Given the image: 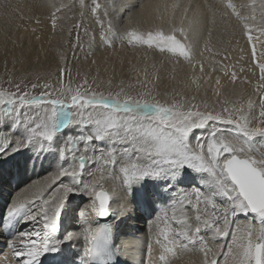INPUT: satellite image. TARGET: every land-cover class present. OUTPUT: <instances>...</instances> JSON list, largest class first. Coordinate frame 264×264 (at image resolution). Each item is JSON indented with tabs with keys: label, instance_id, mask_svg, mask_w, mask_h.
I'll use <instances>...</instances> for the list:
<instances>
[{
	"label": "snow or ice",
	"instance_id": "6c2138e0",
	"mask_svg": "<svg viewBox=\"0 0 264 264\" xmlns=\"http://www.w3.org/2000/svg\"><path fill=\"white\" fill-rule=\"evenodd\" d=\"M79 4L76 28L84 27L90 13L96 26L92 31L99 30L101 44L111 47L119 40L158 51L177 64H191L203 40L202 59L197 61L201 72L207 59L213 72L233 84L238 73L234 66L215 59L223 50H213L212 33L218 23L227 28L235 17L252 47L259 76L254 85L247 75L241 79L253 89L247 99L241 91L235 99L226 96L219 110H208L204 104L203 111L190 103H161L151 91L133 95L123 82L112 91L111 79L107 94L97 77L89 83L85 76L73 87L66 67L38 76V82L30 84L37 95L27 90L28 83L13 84L9 79V88L0 87V155L6 158L32 149L30 163L59 162L51 183H60L50 192L41 189L34 199L13 200L5 209L0 235L11 258L0 251V264L13 260L14 264H94L96 258L102 264H118V248L109 244L111 225L92 227L86 218L88 209L89 214L111 216L119 223L131 218L130 209L151 216L158 256H153L150 243L149 264H175L193 253L196 258L189 264H264V60L257 61L253 43V33H258L257 40L264 36V5L258 22L254 5H241L252 9L251 15H242L232 0L205 3L203 11L191 17L190 4L153 0L130 15L121 30L117 0L90 4L79 0ZM37 6L49 10L55 29L57 13L66 5L40 0ZM140 18L151 25L146 31L134 26ZM84 31L87 34L89 29ZM60 58L64 59L62 54ZM192 83L197 89L201 86L196 80ZM220 83L217 76L216 84ZM216 94H221L219 89ZM64 177L68 182L61 180ZM104 179L120 181L124 200L115 211L110 209L113 197L101 183ZM77 195L91 200L79 211V217H85L83 233L70 230L76 219L70 198ZM64 218L68 227H62ZM81 235L82 251L72 257L70 250Z\"/></svg>",
	"mask_w": 264,
	"mask_h": 264
},
{
	"label": "rangeland",
	"instance_id": "374dc122",
	"mask_svg": "<svg viewBox=\"0 0 264 264\" xmlns=\"http://www.w3.org/2000/svg\"><path fill=\"white\" fill-rule=\"evenodd\" d=\"M22 1H25V0H15V1L13 0L12 3L14 4L15 2L19 4ZM36 1L40 2V0H34V2ZM233 1L234 0H232V2ZM98 2H102V0H98ZM213 2L211 4H213ZM90 3H91V0H85V4H90ZM236 3H237L238 10L241 12L242 15L252 14V9L250 7H240L241 5H253L251 0H236ZM64 5H66V7H62L61 12L57 13V17L59 16L60 20L62 18H63L62 20H64V15H63L64 10H68V9H69L68 11L75 10L74 12L75 15H72L69 18V21L72 22L70 37L68 38L69 40H67L69 42L66 43V47H65L66 49H63L65 53H63V51L61 50L62 53L64 54L63 56L64 64L58 67H66L67 69H70L73 87L76 86L77 82H82L85 76H87L89 83L92 82L93 77H97L99 81L104 82V86L102 87L101 90L104 91L105 94H107V92L109 91V88L107 86V81L111 79L113 81V85L111 88L112 91H118L119 87L121 86V82H123V87L125 88V90L130 91L131 94L133 95H135L137 92L151 91L152 96H155L157 99H159L161 103H164L167 101L170 104L174 101V99H178L179 102L181 103H190L193 105H200L201 111L204 110L203 108L204 104L208 105V110H212L213 108L219 110L222 106L220 102L226 96L231 97L232 99H235L236 98L235 94L242 91L244 93V98L247 99V96L252 94V91H253L252 86H249L248 84H241V79L243 78V76L248 75L250 71L256 72L255 74H257V76L252 81L254 85L259 76V70L258 68H255L252 62V56H251L252 47L249 44L247 37L244 35L241 24L235 19V17L231 18V24L227 28L223 24L220 25L219 23L213 29V33H212L213 50L214 51H216L217 49L223 50L221 51V55L216 56L215 59L221 60L223 63L226 64L227 59H224L225 56H227L229 59V56L232 53H234V51L237 54H241L245 52L246 50H248L249 52L248 54L249 59H248V62L247 61L244 62L242 60L243 63L242 61L235 62L236 59L233 61V64L231 66L235 67V70L237 71L239 78L235 84L230 82L229 79L228 81H226L227 83L225 82L226 84L221 83L220 84L221 86L219 88L221 94L217 96L214 85H216V77L222 74L219 72H213L212 69L209 67V63L207 59L204 60V71L203 72H201L200 65L197 63V61L202 59L199 55V52L203 49V40H201L199 44L197 45L195 59L192 61L191 64H189L186 61H181V63L177 64L175 63L174 60L170 59L166 55L160 54L158 51H154L153 49H148L142 46H136V47L128 46L126 43L121 44L119 40H115L111 47L104 45V47L101 48L102 52L101 51L100 52L99 51L89 52L87 50H90L91 48L89 49H86V47L84 48L83 47L84 44L82 41H83V37L85 36L84 28L89 29V31L87 32L89 33L88 35H91L93 33L92 28L90 27L91 25L88 23L90 21H93V18H91L92 17L91 14L89 13L87 15V17L89 16L88 19H91V20H88L87 18H85L83 20L84 27L81 29H77L76 24L80 21L79 1H77V4L73 5L72 7L69 6L68 4H64ZM258 5L260 6H258L257 9L255 10L257 12V14L255 13V15L257 17V21L259 22L261 19V11H262V5H264V0H262V2L259 1ZM23 7H26V6H23ZM134 9L130 10L129 8V12L124 14L123 16L124 18L121 17L123 20V23L120 25L121 30H123L127 26L128 17L135 12ZM47 17H46L47 21L46 19H44L43 23L41 21L42 19L39 20L33 17H31V20L26 18L25 19L26 21L25 20L24 21L25 22L31 21L34 25L36 26L39 25L40 26L39 29H41V27L44 26V24H46L44 21L50 24L51 15ZM134 26L139 27L141 30L146 31L151 25L149 23L148 24L145 23L143 18H140L139 24L134 25ZM257 35L258 33H253V36H254L253 43H255L256 45V52H257L256 59L257 61H262L264 60V57L261 56V53H264V36H260L259 40H257L255 38ZM93 36L95 37L97 36V40L95 41H96V44L100 46L101 43H100L98 29L96 31V35L92 34L90 36L91 37L90 41L94 40ZM77 37L79 39H77ZM62 38H64V36H62ZM74 45H76V47H74ZM0 47H1V44H0ZM18 47H19L18 45L15 47L16 50L15 52L13 51V56H11V54L8 51L6 52L5 50H3V52L0 51L1 52L0 53V87H3L5 89L9 88L10 87L8 84L9 79L13 81V84L23 81L29 84V87L27 90L32 92L33 95H36L38 94V91L32 90L30 87V84L38 82L37 81L38 76L41 78L46 77L49 74V71L45 75L44 73H42V70L39 69L40 67H36V66H33V64L29 65V64L22 62L23 57H21L22 54L18 52ZM245 48L247 49L245 50ZM104 49H107V50H104ZM124 49L125 51H128V53L132 54L131 58H130L131 55L128 56L127 59H125V57L124 58L121 57L122 55L121 51H124ZM104 53L105 55L111 53L112 55H114V57L115 56L120 57L122 58V60L129 59L130 61L127 63L129 66L126 67L127 65L126 62L124 63L119 62V65H118V62L115 63L113 60L114 66L112 65L111 71L110 70L106 71V68L103 69V67L100 65L103 62L102 60L105 58L103 57ZM209 56H210L209 53H205V57H209ZM19 57H21L20 60H19ZM99 57L101 58V60H98ZM81 65L87 69V74H85L86 72L83 73L81 71H78V70H81L80 69ZM58 67L55 68L54 70H50V73H57ZM242 67L246 69V72L241 73L239 71V69ZM123 68L125 69L123 70ZM189 70L198 72L196 73L197 75H195L196 76L195 80L198 84L201 85L199 89H197L195 84L193 83L190 85V87L188 86L187 82H188V79L190 78ZM107 72H109V76L107 75L108 74ZM205 77L208 78L207 82H205ZM51 79L53 82H55L57 77L53 75ZM68 81H69V76L66 73L64 77V83L67 84ZM39 82L43 83L44 80L41 79ZM192 97H195V99L193 100ZM149 99H151V97H149ZM253 99L257 100L258 102L259 97L256 95H253ZM256 112L258 113V108L256 109ZM61 133H63V131H61ZM29 151H31V149ZM3 158L5 157L1 155L0 160H3ZM24 159H27V158H24ZM13 162L15 163V161ZM43 163H40V167ZM58 166H59V162L54 164V161H53L52 167H54L55 170L54 169L49 170V172L51 173L45 179H43L44 182L52 180L53 174L57 170ZM29 167H30V164H29ZM97 176H99V174H97ZM33 195L35 197L36 193ZM10 196H11V193L9 194V197ZM30 198H32V196ZM117 201L119 202L118 199ZM117 205H118L117 207L119 208L120 204H117ZM81 208H82V205H80V207H78V209L76 210H78L79 212ZM137 214H138V218H137V221L134 222V226H138L140 224L139 219L141 215L139 213ZM255 225L256 223L254 224V226ZM151 227L152 226H150L148 229H150ZM139 238L140 237H138L137 239ZM155 238H156V235H155ZM223 242L225 243V241ZM209 244L210 246H212L211 241H209ZM139 256L140 257L142 256V252H140ZM194 256L196 258L195 253H193L190 257H185L183 260L176 261L175 264H189L190 260H194Z\"/></svg>",
	"mask_w": 264,
	"mask_h": 264
},
{
	"label": "bare ground",
	"instance_id": "6f19581e",
	"mask_svg": "<svg viewBox=\"0 0 264 264\" xmlns=\"http://www.w3.org/2000/svg\"><path fill=\"white\" fill-rule=\"evenodd\" d=\"M213 1L214 0H180V2L185 6H187L189 4L191 5V10L189 12V16H192L198 10L203 11V6L205 5V3L211 4ZM259 1L262 2V0H251L253 5L255 4L254 5L255 10L257 9L258 6H260V5H258ZM12 2H13V0H0V44H1L0 51L1 52H3V50H5V52L8 51L11 54V56H13V51L15 52V50H16L15 47L18 45L19 47H21V48L18 47V52H20L22 54V56H21V57H23L22 62L29 64V65L33 64V66H36V67H40L39 69L42 70V73H44L45 75L47 74L48 71L50 73V70H54L58 66L64 64L63 60H61L60 57H61V54L64 56L63 53H65V52L63 49H66L65 48L66 43L69 42L67 40H69L68 38L70 37L71 26H72L71 25L72 22L69 21V18L72 15H75L74 14L75 10L74 11L71 10L73 12L68 11L69 9L64 10V12H63L64 20H62L63 18L60 20L59 16H58L56 27H55V29H53L52 22H50V24L48 22H46L47 18H48L47 16H50V12L47 8L38 7L37 5L39 4V1L34 2V0H25L19 4L15 3V2L13 4ZM58 2L61 5L68 4L71 7L73 5L77 4L76 0H58ZM152 2H153V0H117V8L119 10L120 17H123L124 14L129 12V8H130V10L135 8L134 11L138 12L141 5L149 4ZM233 3H235L237 5L236 0H234ZM259 4H261V3H259ZM20 5H22V6H20ZM23 6H26V7H23ZM78 13H77V15H78ZM255 13L257 14L256 11H255ZM145 16H147V13L145 14ZM31 17H33L35 19H39V20L42 19L41 20L42 23H43V20L46 19V21H44L46 24H44V26H42L41 29H39L40 28L39 25L36 26L31 21L25 22L26 18L31 20ZM88 17H86V18L88 19ZM217 19H219V18H217ZM88 20H91V19H88ZM34 21H36V20H34ZM88 23L91 25V26L90 25L89 26L92 29L96 27L94 24V21H90ZM96 31H97V29H96ZM96 31L95 32L92 31L93 32L92 34L96 35ZM88 34L89 33H87V34L84 33L85 36L83 37V41L81 40L84 44L83 47L84 48L86 47V49L91 48L90 50H87L89 52H91V51H93V52L99 51L100 52L101 48L104 47V44H100V46L96 44L95 40H97V36L96 37L93 36L94 40L90 41V39H91L90 36L92 34L91 35H88ZM62 36H64V38H62ZM37 37H39V39H37ZM86 44L88 45V47ZM246 49L247 48H245V50ZM61 50L63 51V53ZM104 50H107V49H104ZM121 54H122L121 57H123V58L125 57V59H127L128 56H130V55H131L130 58L132 57V54L128 53V51H125V49H124V51H121ZM248 54H249L248 50H246L245 52H243L241 54H237L234 51V53H232L229 56V59H227L226 64L231 66L235 59H236L235 62L236 61H242V60L244 62H246V61L248 62V59H249ZM111 56H113V57H111ZM21 57H19V60L21 59ZM103 57H105V58L102 60L103 62L100 65L103 67V69L106 68V71H108V70L111 71V67L114 64L113 60L115 63L118 62V65H119V62H121V63L126 62V64H127L130 61L129 59L128 60H124V59L122 60V58H120V57H116V56L114 57V55H112L111 53H109L107 55H105V53H104ZM98 60H101V58L99 57ZM243 61H242V63H243ZM105 66H107V67H105ZM128 66L129 65L127 64L126 67H128ZM80 69L81 70H78V71H81L83 73L86 72L85 74H87V69L84 66L81 65ZM124 69L125 68H123V70ZM109 72H107L108 76H109ZM196 73H198V72L193 71V70H189L190 78L188 79V82H187L189 87L192 84L193 80H195V77H196L195 75H197ZM255 73L256 72L250 71V73L247 75L248 79L253 81L257 76V74H255ZM207 79L208 78L205 77V82L208 81ZM220 79H221L222 84L225 83L226 81H228V78L224 77L223 75H220ZM205 85H206V83H205ZM214 86H215V90H217L220 88L221 85L216 84ZM174 101H179V100L174 99ZM67 128H69V130H70V126H67ZM61 134H63V133H61ZM29 150L30 149H25L23 152H19V154L14 153V154H11V156L8 155L6 158H3L4 160L2 162H0V211H1L2 207L7 205V202H8L7 200L10 199V197H11V196L9 197V194L13 193L17 189L23 188V190H21L19 192L20 194L15 193V197H17L21 201H24V200H26L25 198H28V196L29 197L32 196V199H34L35 197L33 194L38 192V189H39V191L41 189H44L46 192H50L52 189H54V186L58 182H60V180H57L55 183H51V181H52L51 180L47 184H44V180H41L40 177L36 173L40 168V163L32 164L29 162L28 163L24 162L25 166L22 165L21 160H26L24 158H27V160L30 161V159L34 155L33 150L32 149H31V151H29ZM30 153H31V155H30ZM16 154H18V155L16 156ZM27 154H28V156H27ZM13 158L19 159V160H13ZM49 159H51V158H49ZM11 161H15L16 164L14 162L12 163ZM29 164H30V167H29ZM46 166H49L48 162H45L41 165V167H46ZM15 167L18 168V171H17V169H15ZM12 169H15L14 172H12L13 171ZM52 169H54V167ZM7 177H9V178H7ZM11 177H13V179L10 181ZM61 179H63V178H61ZM30 181L33 182L34 184L28 185L27 183ZM101 183L103 184V186L106 190L112 189L111 192H113L114 188L117 187V189H119V191L122 192L121 188H120V184H119V182H117V180L114 181L112 179H110V180L104 179V180H101ZM49 185H50V187H46ZM113 196H115V195H113ZM70 199H71V205L73 206V209H76V205L81 203L82 208L80 211L85 210L87 208V205L89 203H91V200L89 198L81 197L79 195L73 196ZM117 199L118 198H116V196L113 197L114 202H112L110 205L111 210H116V207L118 206L117 204H119ZM90 212H91L90 209H88V211L86 212V218L88 219L89 223H91L92 218L95 217V214L94 213L89 214ZM130 214H131V218L125 219L124 222H122V223L117 222L116 226L119 228V230H123L125 232L124 235L130 234L132 237H135V235L137 234L136 236H139L138 234L142 233L145 230L144 229L142 231V225H144V222L146 221L148 214L144 213V212L139 213L141 215L140 218L141 219L143 217L144 218H143V223H140L138 226H134V222L137 221L138 214L134 213V212H130ZM75 215L79 216V212L77 210H76ZM79 219H80V217H79ZM249 219L251 220L252 217H249ZM139 221H140V219H139ZM74 222H77V221L75 220ZM254 222H256V221H254ZM256 224L258 225V227H260L258 222H256ZM68 226H69V221L67 220L65 222V227H68ZM144 226L146 228V225H144ZM77 227H78V225L75 224L70 230L77 232ZM145 231H147V230H145ZM129 232H131V233H129ZM79 238L76 241H74L75 245L78 244L77 241H79ZM143 241H144V239H143V234H142V237H140L139 239L133 238L131 240L124 242L123 245L127 247V251L131 255L137 257L140 254L139 246H141V243ZM152 244L154 245V250L157 249L155 244L154 243H152Z\"/></svg>",
	"mask_w": 264,
	"mask_h": 264
},
{
	"label": "water",
	"instance_id": "95a60500",
	"mask_svg": "<svg viewBox=\"0 0 264 264\" xmlns=\"http://www.w3.org/2000/svg\"><path fill=\"white\" fill-rule=\"evenodd\" d=\"M109 217H110V216H109ZM109 217H100V218L106 220V219H108Z\"/></svg>",
	"mask_w": 264,
	"mask_h": 264
}]
</instances>
